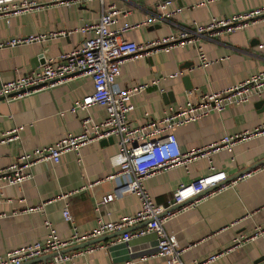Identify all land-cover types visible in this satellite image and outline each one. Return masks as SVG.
<instances>
[{"label": "crops", "instance_id": "crops-1", "mask_svg": "<svg viewBox=\"0 0 264 264\" xmlns=\"http://www.w3.org/2000/svg\"><path fill=\"white\" fill-rule=\"evenodd\" d=\"M36 1L40 4L38 8L8 19L0 17V42L13 36L46 34L44 40L0 46L2 81L39 68L44 62L39 54L46 60L79 46L85 37L93 35V30L82 32L78 28L85 22H96L110 4L127 10L112 28L125 21L139 23L148 16H156L152 23H141L121 35L144 42L176 33L194 22L204 24L212 17H231L262 3V0H181L182 5H178L176 0H169L168 8L181 6V10L164 18L158 15L160 0H86L71 5ZM197 37L207 56L214 60L206 66L196 65L197 50L193 43L124 60L116 85L126 88L147 84L131 96L133 109L127 114L130 123L158 118L166 106L183 104L188 89L193 90L192 98L196 99L202 92L223 88L264 69V19L232 32ZM175 72L180 73L172 75ZM92 86L90 75L77 73L51 87L9 100L0 99V133L18 128L15 139L0 141V168L11 163L22 150L51 143L67 133H78L84 116L101 121L106 115L101 105L93 104L76 112L68 109ZM262 124L264 97L254 96L176 126L174 132L181 149L188 151L216 142L226 133L250 131ZM117 150L115 137L106 142L92 140L78 151L62 153L58 162L44 160L33 164L28 178L5 186L0 192V254L45 240L48 234L45 220L65 239L74 226L81 233L89 232L97 226L99 218L107 222L135 213L140 208L135 193L98 205L117 183L116 179L107 178L118 169L111 159ZM261 158H264V130L236 142L230 149L219 148L186 166L176 164L151 174L143 179V185L156 203L167 205L179 184L208 173L211 165L215 170H225L227 179H231ZM65 205L69 207L71 222L63 217ZM141 226L138 222L129 227L135 230ZM164 227L184 247L181 257L186 264L200 263L214 253H218L215 259L200 264H264V164L195 206L177 211L164 222ZM120 235L98 241L103 246L92 251L86 246L69 250L70 258L55 264H165L164 257L155 254L154 233L135 235L127 246L119 240Z\"/></svg>", "mask_w": 264, "mask_h": 264}, {"label": "built area", "instance_id": "built-area-1", "mask_svg": "<svg viewBox=\"0 0 264 264\" xmlns=\"http://www.w3.org/2000/svg\"><path fill=\"white\" fill-rule=\"evenodd\" d=\"M86 0H50L51 3L71 5ZM101 2L103 0H100ZM167 2H158L157 8L160 17H168L178 13L181 6L167 7ZM36 0H0V17H9L30 11L39 7ZM127 10H121L115 4L105 7L96 22H85L80 28L82 32L93 30V35L84 38L79 46L62 52L56 58L44 60L37 69H32L8 80H0V99L23 96L32 91L53 86L56 82L73 74H88L92 78V89L80 98H77L69 110L76 112L86 110L93 104L105 108L106 115L101 121H92L90 116L81 119V130L76 134L67 133L51 143L22 150L7 166L0 168V192L7 185L19 184L28 178L33 164L51 160L58 162L62 153L76 150L92 140H100L113 136L117 140L118 150L111 159L118 169L107 176L117 180L111 192L103 195L99 204H105L126 193H135L140 199V208L133 214L124 215L114 221L104 222L100 218L97 226L89 232H79L75 226L68 238L58 236L49 220L44 224L48 228L45 240H36L32 243L12 248L0 254V264H21L32 258L59 251L74 243L97 237L103 233L129 227L134 223L147 220V223L135 230L121 233L119 240L128 245L135 235L152 232L155 234L156 255L164 257L165 264H186L181 254L184 247L180 245L176 235L168 232L164 222L175 215L177 211L195 206L201 199L213 195L227 186L233 185L239 178L248 175L255 168L236 177L227 179L225 170H215L213 165L210 171L197 178L182 182L173 191L167 205L156 203L143 185V179L151 174L176 164L187 165L191 160L205 156L219 148L230 149L236 142L248 138L264 130V124L253 130H244L235 133H226L220 140L198 148L183 151L180 147L174 128L190 121H196L202 116L215 110L220 111L228 105L240 104L254 96L264 97V69L257 71L244 80L229 84L223 88L202 92L196 99L192 98V89H188V96L179 106H166L158 118H147L140 124H132L127 114L133 109L131 96L147 86L146 83L135 84L126 88L116 85V76L120 72L121 64L128 57L138 58L174 45L193 43L197 50L198 66H206L214 61L205 52L202 41L197 36L213 34L214 32H232L248 23L264 19V0L248 11L235 14L227 18L212 17L209 22L193 26H182L176 33L161 38L136 42L123 38L126 30L141 23H152L156 16H148L139 23L123 22L116 27L120 15ZM56 34V33H53ZM46 34H29L13 36L0 42V46L17 45L26 42L40 41ZM180 72H175L176 75ZM155 82V80H153ZM17 127L0 133V141H9L17 137ZM78 160L80 157L78 156ZM65 196V195H63ZM182 203L181 206L170 209L172 205ZM30 209H34L31 207ZM62 214L65 220L71 222L72 217L68 205H65ZM103 246L101 243L86 245L88 251ZM71 252H58L45 260H38L27 264H55L70 258ZM218 253L210 254L200 263L215 259ZM194 262V264H200ZM110 264H116L112 262Z\"/></svg>", "mask_w": 264, "mask_h": 264}, {"label": "water", "instance_id": "water-1", "mask_svg": "<svg viewBox=\"0 0 264 264\" xmlns=\"http://www.w3.org/2000/svg\"><path fill=\"white\" fill-rule=\"evenodd\" d=\"M160 1L165 2V1H169V0H160ZM176 1H177L178 5H182L181 0H176ZM39 57L44 61L43 54H39ZM167 94L171 95V92H168ZM112 140H113V136H108L106 138L100 139V142H106V141H112ZM261 164H264V158H261L260 160H257L256 162H254V163L250 164L249 166L245 167L243 170H241L239 173H237L233 177H236V176H238V175H240V174H242L244 172L250 171L251 169L258 167ZM181 205H182V203L174 204V205L171 206L170 209L177 208V207H179ZM141 223H142V225H145L147 223V220H143V221H141ZM130 228L131 227H125V228L118 229V231H116V232H112V234H102V235H99L97 237H92V238H89V239L74 243V244L69 245L67 247L61 248L59 251H53V252H50V253L43 254L41 256L32 258V259H30L28 261H24L21 264H27V263L38 261V260H45L46 258H48V257H50V256H52V255H54V254H56L58 252H66V251H69V250H72V249L82 248V247H84V246H86L88 244L95 243V242H98L100 240H103L104 238H106L108 236H111V235H114V234H117V233L121 234V233L129 230Z\"/></svg>", "mask_w": 264, "mask_h": 264}]
</instances>
